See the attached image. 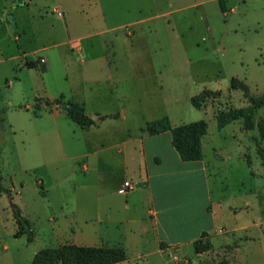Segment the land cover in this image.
<instances>
[{
    "label": "rangeland",
    "instance_id": "374dc122",
    "mask_svg": "<svg viewBox=\"0 0 264 264\" xmlns=\"http://www.w3.org/2000/svg\"><path fill=\"white\" fill-rule=\"evenodd\" d=\"M224 3L225 12L219 0H26L16 9L0 0V264L101 242L128 249L121 264H264V105L252 122L220 128L216 116L264 96V0ZM232 78L247 90L231 88ZM66 98L83 103L98 125L49 113L64 110ZM117 112L123 118L98 122ZM163 116L176 126L207 122L217 218L193 243L161 253L126 224L120 186L135 179L133 141ZM107 187L115 207L110 220H96L106 211L98 192ZM191 190L167 220L203 219L195 201L203 192ZM14 205L33 241L28 231L16 237Z\"/></svg>",
    "mask_w": 264,
    "mask_h": 264
},
{
    "label": "crops",
    "instance_id": "0c3cea01",
    "mask_svg": "<svg viewBox=\"0 0 264 264\" xmlns=\"http://www.w3.org/2000/svg\"><path fill=\"white\" fill-rule=\"evenodd\" d=\"M27 1L34 2L35 0ZM15 5L16 3L14 4L15 9L20 7ZM1 17L0 25H2ZM128 26L130 24H127L125 27ZM128 35L131 34L128 33ZM66 99L68 102L70 101L68 98ZM55 112H63L68 115L66 109L49 111V113ZM97 114L99 115L100 113ZM103 116H106V118L101 117L98 119V122H104L107 118H123V112L104 114ZM171 122L173 126H176L172 120ZM96 125L98 123L95 122L90 128ZM208 135L209 132L207 133V137ZM205 139L206 136L205 138L203 137L202 141L203 159L192 161H184L181 159L173 145L172 135L169 131L157 135H150L147 131H144V134L141 133L138 140L135 139L133 141L132 151L134 153L132 158L134 161H137L139 158V162L137 163L138 168L134 170L133 174L135 179L131 181V185H133L127 190L128 192L125 191L127 193L124 204L125 222L130 225V230L136 236H139L140 240H152L156 246L154 250L157 252L164 253L166 252V248L175 249L177 246L181 247L185 244L193 243L204 232L216 227L217 215L214 214L211 208L210 174L208 164L205 161ZM93 153L85 152L84 157H89ZM106 155L109 158H113L110 154ZM87 168L88 166L85 165V170ZM125 181H128V179H125L124 183ZM124 183L120 186L123 189ZM196 186H200L203 192L202 201L201 197L195 200L202 206L201 215L203 219L167 220L166 215L178 207L179 195L185 191V187L192 192L193 189L191 190V188H195ZM136 188L139 189V192H136ZM98 193V198L106 203V211L98 213L96 220H110L109 214H112L113 208L115 207L114 187L99 189ZM191 199L194 200V198ZM195 201L193 202L196 203ZM173 216L176 218L175 215ZM221 220L223 221L224 219ZM193 223L195 224L193 225ZM101 243L95 246L105 245L103 242ZM126 251L128 253V249ZM141 255L144 254L142 253ZM128 258H130L129 254ZM122 262H126V260ZM122 262L118 263L121 264Z\"/></svg>",
    "mask_w": 264,
    "mask_h": 264
},
{
    "label": "trees",
    "instance_id": "16d2710c",
    "mask_svg": "<svg viewBox=\"0 0 264 264\" xmlns=\"http://www.w3.org/2000/svg\"><path fill=\"white\" fill-rule=\"evenodd\" d=\"M16 5L22 6L26 4V0H14ZM223 12L226 11L224 0H219ZM29 59H27L28 63ZM29 67L36 66L35 64ZM231 88H241L246 91V86H238L235 83V78H232ZM208 96V95H206ZM252 105L246 109H231L229 112L217 113V121L220 128L226 126L230 121L247 117V121L252 122L251 113L256 107L264 105V96L262 98L251 97ZM192 104L195 108L201 109L202 105L196 100L192 99ZM66 111L76 124L82 128H90L95 124L94 118L87 112L83 103L69 101L66 105ZM106 118V116H104ZM208 125L205 120H199L189 123H183L178 126H173L170 118L164 116L158 119L148 121L146 124V131L150 135H157L166 131L171 132L172 141L175 149L184 161L201 160L203 159L202 141L207 134ZM264 137V127H263ZM14 213L18 231L16 237L22 236L27 231L28 239L34 240V235L30 231V222L21 213V209L14 205ZM205 233V232H204ZM128 259V253L124 247L120 246H83L75 243H66L58 247H47L40 250L32 264H113Z\"/></svg>",
    "mask_w": 264,
    "mask_h": 264
},
{
    "label": "built area",
    "instance_id": "2783aa9c",
    "mask_svg": "<svg viewBox=\"0 0 264 264\" xmlns=\"http://www.w3.org/2000/svg\"><path fill=\"white\" fill-rule=\"evenodd\" d=\"M131 187H132L131 182H129V181H125L123 191H127V190L130 189Z\"/></svg>",
    "mask_w": 264,
    "mask_h": 264
}]
</instances>
